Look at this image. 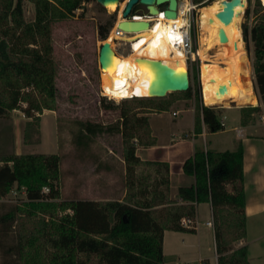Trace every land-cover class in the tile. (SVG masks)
Instances as JSON below:
<instances>
[{"label":"trees","instance_id":"obj_1","mask_svg":"<svg viewBox=\"0 0 264 264\" xmlns=\"http://www.w3.org/2000/svg\"><path fill=\"white\" fill-rule=\"evenodd\" d=\"M32 1L34 19L25 21L23 0H0V115L19 108L21 102H26L23 110L28 115L53 107L55 87L50 23L73 14L82 3L92 0ZM255 13L258 14L256 21L250 28L244 26L243 36L253 43L255 85L264 103V7L257 8ZM108 29L107 25L98 26L101 39H106ZM183 92L189 97L191 89ZM197 98L195 93V132H200L201 122L210 132L220 130L219 112L212 105L199 103ZM145 100L151 102V98ZM250 108L258 109L257 106ZM159 109L165 110L167 106ZM120 118V132L125 141L126 194L123 201L71 198L55 202L53 200L60 196L57 154L24 153L3 157L0 198L14 184L17 188L24 187L27 198L21 205L0 215L4 234L16 221L17 240L7 250L16 254L23 264H163V230L192 231L181 219H193L195 204L209 202L217 264H250L245 246L232 247V243L246 233L242 145L239 143L233 150L195 151L182 164L183 172L193 177L191 184L178 187V196L184 203L152 209L157 202H132L130 199L135 183L134 167L140 159L133 143L129 142L134 137L129 111L123 110ZM142 121L146 124L145 118ZM97 131L95 125L81 122L76 142L87 146ZM43 187L48 190L44 192ZM59 209L69 211L58 215Z\"/></svg>","mask_w":264,"mask_h":264},{"label":"rangeland","instance_id":"obj_2","mask_svg":"<svg viewBox=\"0 0 264 264\" xmlns=\"http://www.w3.org/2000/svg\"><path fill=\"white\" fill-rule=\"evenodd\" d=\"M192 1L197 4L190 15L192 48L195 51L198 48L199 34L198 7L212 0ZM263 7L261 0H246L240 24L242 36L244 26L250 28L256 21L257 8ZM119 8L120 5L106 8L96 0H92L82 3L73 14L53 20L50 23L55 87L53 107L32 111L28 115L23 110L27 105L26 102H21L19 108L0 115V164L5 156L24 153L57 154L59 157L57 186L60 196L53 200L55 202L71 198L107 201L123 195L126 188L123 160L125 141L120 132V115L123 110L129 111L131 115L129 123L132 124L130 128L134 137L130 138L129 142L133 143L135 149H141V146L144 147L143 144L155 142L156 137L150 136L148 122L145 124L142 121V118L147 119L151 113L163 111L156 124L159 144L170 138L173 127L176 129V117H178L175 116L176 111L182 108L176 100L186 98L183 91L171 92L164 97L136 96L119 100L109 99L102 94L98 51L103 39L98 34V26L107 25L109 28L107 35L111 34ZM247 8L248 14H246ZM134 9L143 11L144 6L136 4ZM34 16V2L23 0L24 20L32 21ZM125 42L120 39L112 40L114 52L128 53L130 48ZM244 47L252 68V41L244 39ZM209 52L205 54L206 57H209ZM198 62L199 58L195 61L187 60L191 97L195 81L190 70H193ZM253 91L257 94L255 85ZM147 98H151V102L145 100ZM201 103L204 104L203 100ZM163 106H167L165 111L159 109ZM212 106L217 111L223 107ZM136 117H139V120H134ZM182 121L184 120H181L179 125L183 123ZM81 122L91 123L98 129L85 147L76 142ZM173 145L175 146L176 143ZM169 153L172 154L170 157L173 156L171 159L175 162L176 146L171 148ZM150 171L149 165L138 163L134 167V177L136 179L140 176H149ZM42 190L48 189L43 187ZM25 201L27 198L24 187L17 188L14 184L12 189L0 198V215ZM66 211L69 210L59 209L57 213L59 215ZM42 216L48 218L46 214ZM1 226L0 223V264H23L16 254L7 250V247L15 244L17 240L16 221L12 229L5 234L2 233Z\"/></svg>","mask_w":264,"mask_h":264},{"label":"crops","instance_id":"obj_3","mask_svg":"<svg viewBox=\"0 0 264 264\" xmlns=\"http://www.w3.org/2000/svg\"><path fill=\"white\" fill-rule=\"evenodd\" d=\"M215 54L212 48L209 59L216 57ZM251 69L253 67L250 68V76L254 88L255 77ZM190 72L193 73L192 77L195 81L193 96L176 100L182 108L176 111L175 116H178L176 129L173 127L170 138L161 144L158 142L156 124L163 111L151 113L146 119L150 136L156 139L154 143H146L141 149H135V154L140 159V163L151 167V175L136 177L130 199L132 202L136 200L157 202L158 204L153 205L152 209H165L184 203L178 196V187L193 182V177L186 175L182 170L184 160L195 151L233 150L240 143L243 148V211L246 233L243 238L233 242L232 247L236 249L245 246L250 264H264V103L258 91L257 94L254 92L257 103L237 106L232 102L230 106H223L218 111L222 124L220 130L210 132L201 122L200 132H195V93L198 95V102L202 101L200 60ZM254 106L258 109L250 108ZM181 120L184 121L179 125ZM174 143H176L175 162L171 159L173 156L170 157L172 154L169 153V150L175 147ZM227 188L230 191L229 184ZM125 194L126 188L120 198L111 200L123 201ZM190 220L189 228H192V231L163 230V264H217L218 254L215 247L211 204L196 203L195 215Z\"/></svg>","mask_w":264,"mask_h":264},{"label":"bare ground","instance_id":"obj_4","mask_svg":"<svg viewBox=\"0 0 264 264\" xmlns=\"http://www.w3.org/2000/svg\"><path fill=\"white\" fill-rule=\"evenodd\" d=\"M264 5V0H261ZM117 24L121 21V0L118 4ZM189 4L182 6L174 18L157 14L151 24L141 30L128 31L129 34L112 29V33L103 40L104 49L99 48L98 61L101 68L100 87L102 94L112 95L116 100L130 97L151 96L150 86L154 73L145 62L139 59L158 60L167 66L172 78L185 76L187 61L182 49L173 44V23H176V35L187 25L185 12ZM107 7H117L110 3ZM246 0L234 7L229 23L222 22L217 13L223 8L222 0H212L198 7V48L194 53L200 59L201 97L205 105H245L257 103L250 76L248 55L244 47L241 22ZM135 19H141L136 17ZM225 34L227 41H221ZM130 42L129 52L117 54L112 48V40ZM101 44V45H102ZM100 45V46H101ZM212 48L216 57H206ZM208 62V63H206ZM190 81V80H189ZM225 85L224 93L219 92Z\"/></svg>","mask_w":264,"mask_h":264},{"label":"water","instance_id":"obj_5","mask_svg":"<svg viewBox=\"0 0 264 264\" xmlns=\"http://www.w3.org/2000/svg\"><path fill=\"white\" fill-rule=\"evenodd\" d=\"M121 0H96L101 6L106 7L110 3L118 4ZM241 0H222L223 8L217 13L218 18L224 22L229 23L233 13L234 7L240 3ZM164 3V15L168 18H174L177 16L176 7L177 0H127L122 11L123 17H127L132 7L136 4H142L146 11L154 15L158 12L156 5ZM151 24L149 21L143 20H124L118 23V28L124 31H136L148 27ZM221 41H227L225 34L222 35ZM107 45L104 43L100 46V49L106 48ZM140 62H145L154 73V79L150 86L151 96L153 97H164L166 94L171 92L186 91L189 88V75L188 70L185 76L179 78H172L168 72L167 66L158 60H148L141 58ZM226 90L225 85H221L219 88L220 93H224Z\"/></svg>","mask_w":264,"mask_h":264},{"label":"built area","instance_id":"obj_6","mask_svg":"<svg viewBox=\"0 0 264 264\" xmlns=\"http://www.w3.org/2000/svg\"><path fill=\"white\" fill-rule=\"evenodd\" d=\"M126 1L127 0H125L124 5L122 6V9H121L122 11L124 9ZM186 4H189L188 10L185 12V16L187 19V25L185 26V28H181V33L179 35H176V28L177 27H176V23H173V29L175 32H174L172 38H173V44L179 46L182 49V51L184 52L185 57H186V61L187 60L195 61L196 58H199V57L195 56L194 53L196 52V50L194 51L192 48L193 43H192V37H191V32H190V27H191L190 15L192 13V10L195 9V7L197 6V4H195L192 0H177L176 13L178 14L180 8ZM163 5H164V3L156 5L158 8V12L154 15L149 14L145 8L143 11H140L138 9H134V6H133L132 10L130 11V13L128 14L127 17H123V15L121 14V19L122 20H143V21L151 22L150 20L153 18H156L157 14H159V15L163 14L164 15V6ZM136 17H140L141 19H135ZM117 20H118V14H117V19L114 23L113 29H116V31H121L122 33L129 34L128 31H124V30H121L118 28V25H116ZM125 43H127L128 45L131 44L130 42H125ZM105 96H107L109 99H115V98H111L112 95H110V94H107ZM128 98H132V95H130V97H128ZM44 192H46V191H44ZM181 223L184 226L189 227L191 220L189 218H183L181 220ZM208 224H210V222H208Z\"/></svg>","mask_w":264,"mask_h":264}]
</instances>
